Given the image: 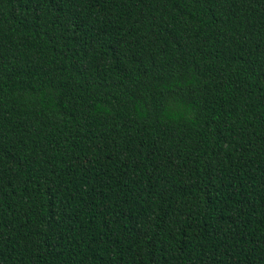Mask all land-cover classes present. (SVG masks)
Masks as SVG:
<instances>
[{
  "label": "trees",
  "instance_id": "1",
  "mask_svg": "<svg viewBox=\"0 0 264 264\" xmlns=\"http://www.w3.org/2000/svg\"><path fill=\"white\" fill-rule=\"evenodd\" d=\"M0 264H264V0H0Z\"/></svg>",
  "mask_w": 264,
  "mask_h": 264
}]
</instances>
